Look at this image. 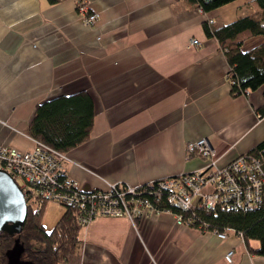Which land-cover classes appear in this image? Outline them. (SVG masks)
I'll list each match as a JSON object with an SVG mask.
<instances>
[{
  "label": "crops",
  "instance_id": "obj_1",
  "mask_svg": "<svg viewBox=\"0 0 264 264\" xmlns=\"http://www.w3.org/2000/svg\"><path fill=\"white\" fill-rule=\"evenodd\" d=\"M251 1L221 0L202 14L187 0H0V148L31 151L36 107L85 91L91 135L66 153L83 191L205 170L210 160L186 149L203 138L218 168L250 153L264 141V87L232 95L226 55L204 24H231ZM81 3L98 15L93 27ZM263 42L254 37L244 50ZM226 232L179 225L169 211L135 222L101 216L81 229L80 264H229L231 250L232 264H264L259 241Z\"/></svg>",
  "mask_w": 264,
  "mask_h": 264
},
{
  "label": "trees",
  "instance_id": "obj_2",
  "mask_svg": "<svg viewBox=\"0 0 264 264\" xmlns=\"http://www.w3.org/2000/svg\"><path fill=\"white\" fill-rule=\"evenodd\" d=\"M51 3L57 0H49ZM204 13L215 9L221 0H187ZM252 12L235 22L211 27L204 24L207 36L217 38L226 55L229 70L227 79L233 96L264 87V42L250 50L245 43L254 37L264 38V0L250 2ZM264 98V94H263ZM264 117V103L258 109ZM95 118V106L91 95L81 91L60 96L36 107L27 134L59 152L67 153L89 140ZM248 156H264V141ZM156 207L163 211L182 215L190 227L202 231L225 232L233 230L249 244L260 242L256 255L264 256V198L253 209H227L218 202L214 209L193 207L189 211L172 206L166 197L160 200L150 197ZM47 201L41 197H29L28 216L20 235L24 252L34 264H79L81 256V229L78 209L63 205L64 213L51 231L43 224ZM15 237L0 235V264L6 262V251L11 249Z\"/></svg>",
  "mask_w": 264,
  "mask_h": 264
},
{
  "label": "built area",
  "instance_id": "obj_3",
  "mask_svg": "<svg viewBox=\"0 0 264 264\" xmlns=\"http://www.w3.org/2000/svg\"><path fill=\"white\" fill-rule=\"evenodd\" d=\"M79 11L83 22L93 27L98 15L89 13L81 3ZM200 13L204 12L199 9ZM209 24L213 20L209 19ZM198 46V40H192ZM187 153L210 160L209 167L202 171L179 177L155 180L140 187L120 183L108 184L104 190L83 191L79 182L69 175L70 160L66 153L59 152L36 141L31 151L21 152L13 147L0 148V170L6 171L29 197H41L57 204L72 205L78 209V224L85 228L101 216L127 217L132 222L144 216L163 212L150 200L166 197L168 202L182 211L193 207L214 209L221 202L227 209H253L264 198V156L242 155L227 166L218 168L217 153L208 139L203 138L187 145ZM179 225H189L182 215L174 214ZM225 239L227 232H216ZM234 251L225 259L233 263Z\"/></svg>",
  "mask_w": 264,
  "mask_h": 264
},
{
  "label": "water",
  "instance_id": "obj_4",
  "mask_svg": "<svg viewBox=\"0 0 264 264\" xmlns=\"http://www.w3.org/2000/svg\"><path fill=\"white\" fill-rule=\"evenodd\" d=\"M28 216V199L24 191L6 171L0 170V235L15 237L14 245L6 251L7 264H34L21 262L24 253L20 238Z\"/></svg>",
  "mask_w": 264,
  "mask_h": 264
},
{
  "label": "rangeland",
  "instance_id": "obj_5",
  "mask_svg": "<svg viewBox=\"0 0 264 264\" xmlns=\"http://www.w3.org/2000/svg\"><path fill=\"white\" fill-rule=\"evenodd\" d=\"M63 212H64V207L61 206L60 204H57L53 201H49L47 203L46 209H45V214H44V219H43V224L48 231H51L54 228V226L59 221ZM21 244H22V242H21ZM79 264H80V261H79Z\"/></svg>",
  "mask_w": 264,
  "mask_h": 264
},
{
  "label": "flooded vegetation",
  "instance_id": "obj_6",
  "mask_svg": "<svg viewBox=\"0 0 264 264\" xmlns=\"http://www.w3.org/2000/svg\"><path fill=\"white\" fill-rule=\"evenodd\" d=\"M20 261L21 262H24V263H26V262H33L27 255H26V253H24L23 255H21V257H20ZM4 264H7V258H6V262L4 263Z\"/></svg>",
  "mask_w": 264,
  "mask_h": 264
}]
</instances>
